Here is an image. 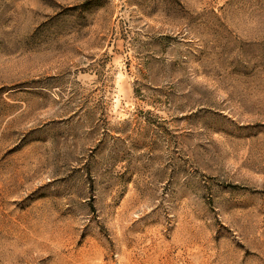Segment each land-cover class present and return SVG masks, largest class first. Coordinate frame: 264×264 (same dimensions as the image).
<instances>
[{"label": "rangeland", "instance_id": "374dc122", "mask_svg": "<svg viewBox=\"0 0 264 264\" xmlns=\"http://www.w3.org/2000/svg\"><path fill=\"white\" fill-rule=\"evenodd\" d=\"M0 264H264V0H0Z\"/></svg>", "mask_w": 264, "mask_h": 264}]
</instances>
